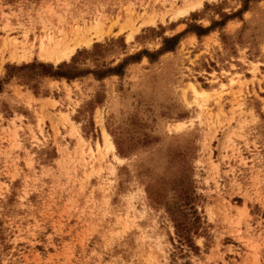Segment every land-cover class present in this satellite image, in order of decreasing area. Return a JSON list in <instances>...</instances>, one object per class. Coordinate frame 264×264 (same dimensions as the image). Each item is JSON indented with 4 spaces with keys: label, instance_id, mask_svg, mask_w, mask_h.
I'll use <instances>...</instances> for the list:
<instances>
[{
    "label": "rangeland",
    "instance_id": "obj_1",
    "mask_svg": "<svg viewBox=\"0 0 264 264\" xmlns=\"http://www.w3.org/2000/svg\"><path fill=\"white\" fill-rule=\"evenodd\" d=\"M0 264H264V0H0Z\"/></svg>",
    "mask_w": 264,
    "mask_h": 264
},
{
    "label": "bare ground",
    "instance_id": "obj_2",
    "mask_svg": "<svg viewBox=\"0 0 264 264\" xmlns=\"http://www.w3.org/2000/svg\"><path fill=\"white\" fill-rule=\"evenodd\" d=\"M199 2V1H198ZM195 2V3H190L189 5L185 6L183 9H179L180 11L178 13H180L181 11L184 13H187L189 10H192L193 8H195L196 6H199V3ZM201 3V2H200ZM49 14V13H48ZM97 18V17H96ZM95 25L92 26V29H94L95 31L99 30V24H97L98 22H94ZM90 27V26H89ZM79 28V27H78ZM80 29V28H79ZM82 29V28H81ZM75 32L74 29V35L72 36L71 40L68 39L69 41L67 42V40H65L64 38L62 39H58V38H54L51 36L46 37V44H41V46H39L40 48V52L38 57L46 62L49 63H54V64H58L61 60H63L64 58L69 57L71 54H73V52L79 48L80 46L83 45H87L90 42L89 37H85L83 31H78ZM93 31V30H92ZM48 32V31H47ZM56 32H58L56 30ZM97 33V32H94ZM93 33V34H94ZM70 34V33H69ZM87 35V33H86ZM96 35V34H95ZM63 37V36H62ZM94 37V36H93ZM97 37V36H96ZM44 39V38H43ZM69 42H72V45H69ZM92 43V42H91ZM38 45H40V42H38ZM31 48V47H30ZM25 52V51H24ZM38 52V51H37ZM29 55V54H28ZM25 57V56H24ZM23 57V58H24ZM22 58V57H21ZM192 93L195 96L201 97V99L207 97V92L203 89H201L200 91H197L196 89H194L192 87ZM206 95V96H205ZM205 96V97H203ZM197 97V98H198ZM102 136H103V140L105 142V144L107 145V147L109 149H112L113 146L112 144L108 141L107 139V135L102 132ZM117 159V158H116ZM119 161V159H117Z\"/></svg>",
    "mask_w": 264,
    "mask_h": 264
},
{
    "label": "trees",
    "instance_id": "obj_3",
    "mask_svg": "<svg viewBox=\"0 0 264 264\" xmlns=\"http://www.w3.org/2000/svg\"><path fill=\"white\" fill-rule=\"evenodd\" d=\"M174 39H175V38L166 39V40H165V43H166V44H167V43H172V42L174 41ZM168 48H170V47H168ZM62 76H64V75H62Z\"/></svg>",
    "mask_w": 264,
    "mask_h": 264
}]
</instances>
